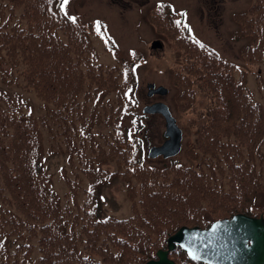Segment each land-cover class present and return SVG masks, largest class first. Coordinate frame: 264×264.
<instances>
[{
  "label": "trees",
  "instance_id": "16d2710c",
  "mask_svg": "<svg viewBox=\"0 0 264 264\" xmlns=\"http://www.w3.org/2000/svg\"><path fill=\"white\" fill-rule=\"evenodd\" d=\"M9 2L8 19L0 8V65L17 68L45 106L52 104L53 115L65 113L67 146L78 155L90 188L83 207L61 203L42 165L37 121L12 96L0 94V264H30L27 255L20 258L23 244L11 248L6 238L22 229H29V236L40 234L42 264H143L181 225L208 226L240 211L264 213V104L248 90L244 74L237 75L236 65L197 41L168 3L153 9L149 20L182 51L174 84L192 134L186 148L190 162L171 158L158 165L145 162L142 139L132 137L127 121L134 115L133 128L143 126L135 111V66L142 53L135 50L126 60L118 51L117 65L105 66L97 59L89 25L65 15L62 0ZM17 6L22 7L18 15ZM248 13L239 14V35L246 28L264 31V2ZM257 43L243 49L249 63L264 57V40ZM84 90V108L99 94L91 116L79 109ZM97 109L118 124L99 139L90 129L101 121ZM103 162L117 168H97ZM118 175L128 180L132 214L103 218L100 186ZM171 256L178 264H207L190 259L180 246Z\"/></svg>",
  "mask_w": 264,
  "mask_h": 264
},
{
  "label": "rangeland",
  "instance_id": "374dc122",
  "mask_svg": "<svg viewBox=\"0 0 264 264\" xmlns=\"http://www.w3.org/2000/svg\"><path fill=\"white\" fill-rule=\"evenodd\" d=\"M8 1V0H2ZM69 0L65 5L66 11L72 15L80 17L85 21L94 22L95 32L93 34L94 43L99 51L101 61L106 64H115V54L113 48L109 46V40L101 30L98 29L101 21L106 23L107 32L113 37L115 42L120 46L123 54L131 57L132 49L138 48L146 53L145 61L138 67L139 75V92L142 105L150 101L151 97L147 94L146 83L149 80L157 84H166L171 88L170 92L164 96H152L153 99L161 98L166 101L174 115H176L179 124L184 128L185 140L183 148H186L189 138V128L186 119L176 107L175 87L172 85V75L174 60L177 58L176 52L171 45L166 42L162 49H152L151 43L155 38H161V34L156 31L154 25L147 20V14L153 6L161 0ZM178 11L186 12V19L190 24L193 32L200 39L210 43L220 52L230 59L240 63L244 68L248 67L241 56V46L248 42L250 37L243 39H234L232 31L237 27L234 20L236 10L245 9L253 0H168ZM250 2V3H249ZM246 6V7H245ZM76 13V14H71ZM17 12L21 8L17 7ZM8 12V8H7ZM97 23V24H96ZM261 64L256 63L254 68L257 70ZM246 71V70H245ZM7 79L12 81L4 82L1 80L0 71V88L10 91L16 95L25 94L23 85L17 83L14 75L9 76L5 71ZM248 82L256 88V78L253 72L247 71ZM33 103L24 101L23 104L27 109L33 106H39L40 100L33 96ZM142 105L140 110L142 109ZM165 119L159 113L148 114L145 117V127L142 135L147 144L161 143L164 138ZM54 151V152H51ZM45 166L53 174V184L55 189L64 194L65 187L61 175V168L68 167L71 173L79 171L78 167L69 159L67 152L61 150L60 140L58 138L50 139L46 132L45 136ZM178 157L186 160L184 150L178 154ZM168 159L159 156L155 162H165ZM84 180L87 179L84 177ZM102 195V216L114 215L126 217L131 214L130 199L125 191V182L117 179L111 184H105L101 188ZM78 201L83 204L85 192L78 194ZM64 202L66 196H62ZM1 202V200H0ZM32 256L33 264H40V252L38 237H33Z\"/></svg>",
  "mask_w": 264,
  "mask_h": 264
},
{
  "label": "water",
  "instance_id": "95a60500",
  "mask_svg": "<svg viewBox=\"0 0 264 264\" xmlns=\"http://www.w3.org/2000/svg\"><path fill=\"white\" fill-rule=\"evenodd\" d=\"M159 90L166 91L162 87ZM150 111H162L167 118L168 138L161 146L151 148V154H175L181 148L182 129L176 123L169 107L156 102L145 107ZM251 239V244L247 240ZM169 247L180 242L191 256L204 258L212 264H264V218H253L237 214L232 220L218 221L209 230L181 228L170 237ZM159 258L145 264H176L168 256V250L160 249Z\"/></svg>",
  "mask_w": 264,
  "mask_h": 264
},
{
  "label": "snow or ice",
  "instance_id": "6c2138e0",
  "mask_svg": "<svg viewBox=\"0 0 264 264\" xmlns=\"http://www.w3.org/2000/svg\"><path fill=\"white\" fill-rule=\"evenodd\" d=\"M68 3H69V0H62L61 7L67 5ZM65 15H68V13L65 12ZM70 19H72V21L75 22V19H76V18H75V17H70ZM97 27H98V29H99V25H98Z\"/></svg>",
  "mask_w": 264,
  "mask_h": 264
}]
</instances>
